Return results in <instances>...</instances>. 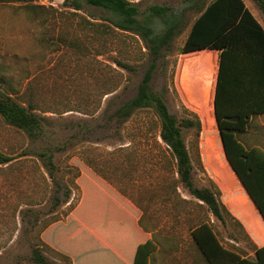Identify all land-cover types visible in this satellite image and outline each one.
Returning a JSON list of instances; mask_svg holds the SVG:
<instances>
[{
    "label": "rangeland",
    "instance_id": "rangeland-1",
    "mask_svg": "<svg viewBox=\"0 0 264 264\" xmlns=\"http://www.w3.org/2000/svg\"><path fill=\"white\" fill-rule=\"evenodd\" d=\"M63 1L39 0L35 2L39 7L32 12L19 3H0V66L18 84L22 101L28 97L34 101L42 131L32 140L0 117V153L11 158L0 165V264H35L34 249L47 264H72L71 259L39 240L50 226L67 221L74 243L80 229L117 252L103 234L107 221H117V206L100 201L101 206L85 207L81 180L75 178L80 169L92 171L116 194L125 193L138 206L139 214L143 212V220L151 194L167 190V204L159 208L157 216L164 223L166 249L181 256L175 263L205 264L191 237V231L203 222L211 225L224 247L252 259L249 254L256 245L243 225L228 217L222 224L205 205L193 201L175 177V161L158 137L160 120L155 111L136 110L124 121L112 118L135 95L151 62L146 42L137 34L113 28L101 9L82 3L76 11ZM130 1L137 6L140 19L147 17L148 8L154 5L174 12L186 9L188 26L160 50L151 89L166 98L163 101L172 116L193 118L179 102L172 83L176 57L196 15L188 10L190 0ZM83 21L103 25L99 28L108 32V38H98L99 42L90 45ZM150 27L158 34L162 22L154 18ZM73 39L80 47L87 46V51L75 55L70 46ZM95 47L100 49L89 51ZM182 134L193 186L214 191L217 187L203 167V132L197 136L191 128ZM178 186L189 200L176 197ZM66 193H70L67 200Z\"/></svg>",
    "mask_w": 264,
    "mask_h": 264
},
{
    "label": "trees",
    "instance_id": "trees-1",
    "mask_svg": "<svg viewBox=\"0 0 264 264\" xmlns=\"http://www.w3.org/2000/svg\"><path fill=\"white\" fill-rule=\"evenodd\" d=\"M37 1L0 0V3H19L32 12L39 7L35 4ZM255 2L264 14V0ZM82 3L105 11L104 20L113 28L141 36L151 51V62L142 75L135 95L120 106L112 118L124 121L136 110L155 111L160 120V139L176 161V172L183 187L192 197L201 201L214 218L224 224L228 217L243 225L256 242L253 226L264 224V152L257 148H244L239 138L248 127L251 117L264 114V31L260 24L242 0H190L188 10L196 15L189 24L179 55L217 52V74L212 100L198 102L202 107L201 115L187 107L193 118L178 120L169 113L162 97L154 94L151 81L160 50L188 26L186 9L174 12L172 8L154 5L148 8V16L140 19L137 6L130 0L63 1L65 6L76 11L81 9ZM154 18L162 22V30L158 34H154L150 27ZM83 23L89 31L87 40L90 45L104 37L108 38V32L99 28L103 25L95 26L87 21ZM86 25H82L84 29ZM71 42L75 55L87 51V46L80 47L77 39ZM92 49L100 48H91L89 51ZM22 95L18 84L0 66V117L34 140L42 132L36 114L37 106L30 97L23 102ZM191 128L196 130L197 136L200 132L204 134L200 141L201 152L207 156L203 167L217 187L214 191L196 188L192 184V166L182 134L183 130ZM10 161V157L0 153V165ZM80 170L81 174L77 171L75 178L81 180L85 207L91 209L100 205V201L110 207L117 206L118 197L139 218V211L106 187L92 171ZM69 197L70 193H66L65 200ZM72 237L67 221L66 224L55 223L50 226L39 240L42 245H48L71 259L72 264H78L79 249ZM191 237L205 264H264V257L257 249L254 258L249 259L224 247L209 223L203 222L196 226L191 231ZM154 250V244L146 240L137 248L133 264H147ZM32 260L35 264H47L38 249L32 250Z\"/></svg>",
    "mask_w": 264,
    "mask_h": 264
},
{
    "label": "crops",
    "instance_id": "crops-1",
    "mask_svg": "<svg viewBox=\"0 0 264 264\" xmlns=\"http://www.w3.org/2000/svg\"><path fill=\"white\" fill-rule=\"evenodd\" d=\"M242 2L264 31V14L258 8L255 0H242ZM217 59V52L204 51L190 55L178 54L175 60L172 83L175 86L179 102H182L188 108L196 110L199 115H201L202 107L198 102L201 100L206 102L211 101L213 98L217 74ZM162 99L166 98L163 96ZM168 99L171 100L170 96H168ZM159 134L158 137L160 139ZM239 139L244 148H257L264 152V114L251 117L248 127ZM161 143L163 142L161 141ZM165 147L168 154H170L166 145ZM201 154L204 161L207 156L203 152ZM174 169L175 177L179 179L175 165ZM119 193L133 208L139 209L125 193ZM176 194V197L183 202L190 199L179 186L176 188ZM158 195L160 196V200L157 199ZM167 197V190L154 191L146 203L144 220L141 210L139 218H136L130 206L117 197V221H107L109 223L108 228L104 230L107 234L103 233L117 247V252L114 251L116 250L114 248L112 250L110 245L105 246L106 243L102 239L97 240L87 234L86 231L79 229L75 240L79 249L78 264H133L137 248L140 244L145 243L146 240H150L155 246V250L148 257L147 264H177L175 262L181 256L175 250L171 252L170 249H166L165 234L162 232L164 223H161V218L157 216L159 208H165ZM193 201H196L199 205H204L194 197ZM89 216L92 219L91 213H89ZM253 227L256 236V242L254 241L256 245L255 249L259 250L262 257H264V250H262L264 248V224L257 223ZM142 235H145L146 238ZM255 249L250 251L249 256L252 255L254 258ZM245 258H248V256Z\"/></svg>",
    "mask_w": 264,
    "mask_h": 264
}]
</instances>
